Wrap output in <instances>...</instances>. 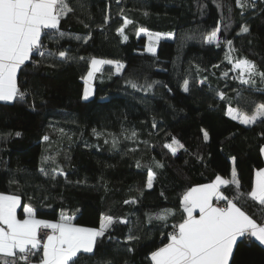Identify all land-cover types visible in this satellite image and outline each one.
Instances as JSON below:
<instances>
[{
  "label": "trees",
  "instance_id": "16d2710c",
  "mask_svg": "<svg viewBox=\"0 0 264 264\" xmlns=\"http://www.w3.org/2000/svg\"><path fill=\"white\" fill-rule=\"evenodd\" d=\"M67 2L73 11L42 35L46 55L20 70L25 98L0 102V193L21 196V216L30 205L40 219L70 215L73 223L95 228L102 215L114 217L94 253H79L76 264H152L151 253L168 243L172 226L186 215L181 201L190 188L214 181L230 162L248 193L264 167V117L246 125L228 114L231 107L251 116L264 104V82L242 84L233 72V62L245 58L264 72V0H247L243 8L237 0ZM124 17L133 21L124 28L127 40L117 32ZM217 27L218 41L207 43ZM141 29L171 39L150 54ZM93 58L123 69L105 66L96 74L94 96L84 99ZM173 138L183 145L175 152L165 147ZM223 191L235 194L232 185ZM164 209L174 215L149 223V215ZM245 210L264 223L257 201L249 197ZM129 235L138 239L128 241ZM230 264H264V247L244 237Z\"/></svg>",
  "mask_w": 264,
  "mask_h": 264
},
{
  "label": "snow or ice",
  "instance_id": "6c2138e0",
  "mask_svg": "<svg viewBox=\"0 0 264 264\" xmlns=\"http://www.w3.org/2000/svg\"><path fill=\"white\" fill-rule=\"evenodd\" d=\"M117 2L119 3V0ZM237 4L243 8L247 5V0L245 4L237 0ZM72 11L67 0H0V101L25 98L26 93L21 91L17 84L18 69L30 59L34 51L41 56L46 55L40 51L43 47L42 33L46 29H57L61 18ZM123 19L124 24L117 29V32L127 40L124 28L133 21L126 17ZM107 22L106 17L105 23ZM141 31L146 30L141 29ZM219 31L217 27L206 36L205 41L209 44L216 43ZM242 31L247 32L248 28L244 27ZM159 35L156 34L157 38ZM149 37L151 39V34ZM227 43L229 46L232 44L231 41ZM148 50L154 51L151 47ZM47 54L51 55V53ZM59 56L70 59L64 51H61ZM113 63L116 64V70L119 72L123 67L119 62L93 58L87 79L91 80L94 73L101 70V65ZM229 63H232L231 59ZM233 67L239 70L238 78L242 84H255L257 76L264 82V72H259L255 64L246 58L237 60ZM131 86L137 87L135 83ZM183 88L184 91L189 90L187 80ZM89 94L90 90L85 88L84 97L87 98ZM219 95L221 99L225 98L224 93ZM235 111L229 107V115ZM258 116L264 117V104L258 105L257 111L251 116L240 113L239 119L241 123L247 125L256 123ZM232 118L238 117L232 115ZM60 131L63 133V129ZM16 135L19 136L20 133ZM135 135L133 132L132 136ZM204 138L208 139L206 132ZM43 140L48 141L49 136H44ZM173 143L179 145L175 138ZM113 144L115 145V141ZM179 146L183 147V145ZM165 147L175 151L170 145ZM49 159L54 160L53 157H43L44 161ZM157 166L162 167L159 164ZM40 171L45 170L41 168ZM152 181L153 173L149 170L147 181L149 188L152 187ZM228 185L235 188V194L231 198L222 191V186ZM249 197L264 206V168L255 171L252 188L248 193L241 191L235 169L230 180L217 175L210 183L190 188L181 201L182 211L186 215L183 216L182 222L172 226L173 231L167 236L168 243L151 253L152 264H230L238 237L247 235L264 245V226L258 225L245 210ZM221 202L224 206H220ZM19 207H21L20 195L0 193V264H30L31 258L41 250L42 256L38 264H76L79 253H94L97 239L103 237L114 223V217L111 215H102L98 228L75 224L74 218L70 215L62 214L55 222L43 220L37 218L36 210L30 205L23 206V219H18ZM196 210L199 212L198 216L194 215ZM170 215H174L173 210L164 209L154 216L149 215L148 221L149 223L152 219L166 221ZM117 222L127 223L122 218ZM42 230L50 231L42 233ZM134 239L138 237L132 235L127 237L128 241Z\"/></svg>",
  "mask_w": 264,
  "mask_h": 264
},
{
  "label": "rangeland",
  "instance_id": "374dc122",
  "mask_svg": "<svg viewBox=\"0 0 264 264\" xmlns=\"http://www.w3.org/2000/svg\"><path fill=\"white\" fill-rule=\"evenodd\" d=\"M255 1H257V0H255ZM142 33L145 34V35L147 36L146 52H147V53H150V54H154V53H156V51H157V46H158V43H159L160 41L171 39V36H168V35H166V34L153 33V32H149V31H142ZM149 34H151V39H150V37H149ZM156 34H160V35H159V38H157ZM149 47H151L154 51H151V52H150V51L148 50ZM232 54H233V49L230 48V49H229V56L231 57ZM95 59L103 60V61H108V60H105V59H99V58H95ZM114 62H115V61H114ZM234 63H235V62H233V65H234ZM119 64H121V63H119ZM105 66L113 67L114 70H115V72H117V70H116V64H115V63L110 64V65H109V64H103V65L100 66V69L102 70ZM122 69H123V67H122V68L120 69V71L117 72V73H120V72L122 71ZM90 70H91V64H90V69H89V71H90ZM101 70H100V71H101ZM89 71H88V72H89ZM100 71H99V72H100ZM99 72L94 73V76H93V78H92L91 80H88V79H87V74H86V76L84 77V84H85L84 92H85V88H88V89L90 90V94H89V96H88L87 98L84 97V93H83V97H84V99H90V98H92V97L94 96V91H95L94 80H95L96 74L99 73ZM233 72L236 74V76H237V78H238V77H239V70L234 69V67H233ZM245 78H247V77H245ZM238 80L240 81L239 78H238ZM258 81H260V78L257 76V77H256V83H255V84H251V85H257V82H258ZM258 83H259V82H258ZM246 85H250V84H246ZM10 102H12V101H9V103H10ZM228 113H229V111H228ZM232 115H237V117H238L237 119H239V115H240V113H239L238 111H235V112L232 113ZM232 115H231V116H232ZM239 120H240V119H239ZM247 125H250V124H247ZM170 146H171V148L175 149V151L179 150V148H180L179 145L174 144V143H172ZM175 151H174V152H175ZM228 172H229V171L223 173L224 176H225V178H228V177H229V173H228ZM223 174H222V175H223Z\"/></svg>",
  "mask_w": 264,
  "mask_h": 264
},
{
  "label": "crops",
  "instance_id": "0c3cea01",
  "mask_svg": "<svg viewBox=\"0 0 264 264\" xmlns=\"http://www.w3.org/2000/svg\"><path fill=\"white\" fill-rule=\"evenodd\" d=\"M60 24V23H59ZM58 27H59V25H58ZM57 27V28H58ZM46 30H51V29H46ZM46 30H44V31H46ZM43 34V33H42ZM32 56H33V53H32V55H31V57H30V59L28 60V61H26L25 62V64H27L30 60H31V58H32ZM24 64V65H25ZM24 65H21V67H20V69H18V71H17V84H18V76H19V73H20V70H21V68L24 66ZM0 102H4V103H9V101H0ZM13 102V101H12ZM12 102H10V103H12ZM229 114V113H228ZM231 118H232V116L231 115H229ZM233 119V118H232ZM234 120H236V121H239L240 122V120L239 119H234ZM262 149H264V146H263V148ZM262 155H263V158H264V151H262ZM227 167V169H226V172L227 171H229L228 173H229V177L228 178H225V176H224V174L223 173H218V175L219 176H221L222 178H224V179H231V175H232V171H233V169H232V165H231V163L229 162V163H227V165H226ZM264 168V167H263ZM223 174V175H222ZM254 176H255V174H254ZM224 187L225 186H222V191H223V189H224ZM214 204H215V201H214ZM220 206H224V204H223V202H221V204H220ZM22 210V202H21V207H19L18 209H17V218L18 219H23V215L21 216V214H20V211ZM194 215H196V216H198L199 215V212H198V210H196L195 212H194ZM38 218V217H37ZM40 219V218H39ZM53 222H55V221H53ZM258 224V223H257ZM258 225H261V226H264V223L263 224H258ZM245 238H251V239H254L255 240V238H253V237H249V236H244ZM244 237H238V239H237V242L240 240V239H242V238H244ZM255 241H257V240H255ZM259 244H260V242L259 241H257ZM237 244V243H236ZM260 245H262V244H260ZM236 246V245H235ZM235 246H234V248H235ZM263 247H264V245H262ZM95 249V248H94ZM233 251H234V249H233ZM40 255L42 256V250H41V252H40ZM231 259V258H230ZM39 262V261H38ZM38 262H35V263H30V264H38Z\"/></svg>",
  "mask_w": 264,
  "mask_h": 264
},
{
  "label": "built area",
  "instance_id": "2783aa9c",
  "mask_svg": "<svg viewBox=\"0 0 264 264\" xmlns=\"http://www.w3.org/2000/svg\"><path fill=\"white\" fill-rule=\"evenodd\" d=\"M52 32H54V30H52ZM40 51H42V52H44L45 53V50L44 49H40ZM40 57L41 55L38 53V52H36V51H34L33 52V56H32V58H31V63H32V65H36V63H37V57ZM50 230H42V233H44V232H49ZM173 231V230H172ZM33 251H36V250H33ZM40 252L41 251H39V252H37V254L35 255V256H33L32 258H31V260H30V262L32 261V259L34 258V257H38L39 259H40Z\"/></svg>",
  "mask_w": 264,
  "mask_h": 264
},
{
  "label": "bare ground",
  "instance_id": "6f19581e",
  "mask_svg": "<svg viewBox=\"0 0 264 264\" xmlns=\"http://www.w3.org/2000/svg\"><path fill=\"white\" fill-rule=\"evenodd\" d=\"M52 30H54V29H51V30H46V31H44V32H43V34H45V33L49 32V31H50V32H52ZM43 34H42V35H43ZM30 263H32V262H30Z\"/></svg>",
  "mask_w": 264,
  "mask_h": 264
}]
</instances>
